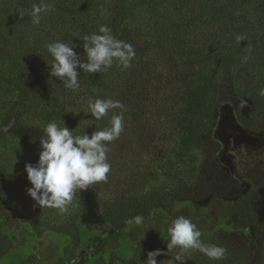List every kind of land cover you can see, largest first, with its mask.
<instances>
[{"label": "trees", "instance_id": "1", "mask_svg": "<svg viewBox=\"0 0 264 264\" xmlns=\"http://www.w3.org/2000/svg\"><path fill=\"white\" fill-rule=\"evenodd\" d=\"M17 2L0 0V202L58 241L41 255L0 224L3 264H264V236L253 254L224 235L264 218V182L235 198L215 136L224 109L264 130V0ZM80 189L110 232L82 224Z\"/></svg>", "mask_w": 264, "mask_h": 264}, {"label": "rangeland", "instance_id": "2", "mask_svg": "<svg viewBox=\"0 0 264 264\" xmlns=\"http://www.w3.org/2000/svg\"><path fill=\"white\" fill-rule=\"evenodd\" d=\"M2 1L3 3H10L12 0ZM13 1L15 3H18L17 0ZM52 1L55 5L57 0ZM164 120L165 119L159 117L156 110H150V112L146 113V115L144 116L142 124L144 125L152 123L158 125L155 130L158 131L160 137H164L166 135L165 131L162 129L165 127V124L163 123ZM159 124L161 125L159 126ZM131 127L133 126L131 125ZM137 128L140 127L137 126ZM215 136L218 143L220 144L218 157L220 162L218 166L220 174H223L224 177L228 178V185H230V181L239 182V185L237 187L236 185L230 188L228 187V185L226 187L231 190L230 192L234 193L233 195L235 198L250 192L254 187V180L256 177L258 178L260 183L264 182V130L260 133H252L245 130L240 125L237 118L230 111V109H224L216 126ZM77 161L81 162V160ZM212 169H214V171L217 170L216 167ZM214 182L215 181L212 180H206L204 181V184L198 185V194H201V192L205 188L215 186ZM79 184L80 183L78 182V185L76 186L80 187ZM80 190V195H78L81 197L80 199L82 203L85 202V212L83 214L82 224L86 228L98 233L110 232L111 225L99 215L96 203L93 201L90 191L86 190L84 193L82 189ZM25 193H27L25 199L27 201H31L34 192L27 191ZM84 197H86L85 201ZM229 197H232V195H230ZM208 200H210V198H205L204 200H200V202L202 204H205L208 202ZM187 201L188 200L186 198L180 199L174 205L172 210L167 213L168 216H171L172 213L175 212L178 208L185 205ZM158 214L159 212L155 211L149 214L148 218L144 217L142 219H135L126 224L124 228L127 229L128 227L138 224L144 220L152 221L158 216ZM0 224L13 231L18 244H20L21 246L24 245V247H27L28 245L30 249H32L36 253L37 251H39L41 255L42 253H44L43 250H47L50 247L54 248L57 245V236L53 234H46L40 239H32L31 231L28 228L30 226L26 223L21 222L15 215V213L1 202ZM25 225H27L28 227H26ZM224 235L226 238L231 239L232 241L244 244L248 247L249 250L253 252V254H255L258 252L262 237L264 236V218L260 219L256 224L248 227L246 231L228 232ZM84 254L85 251L83 248L79 251L77 257L82 258L84 257ZM52 255L54 256L53 253ZM53 256L48 259V262L50 264H58L56 263L57 260H55ZM79 261L82 262V260H78V262ZM3 262H5V256L0 259V264H3Z\"/></svg>", "mask_w": 264, "mask_h": 264}]
</instances>
